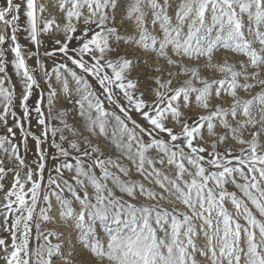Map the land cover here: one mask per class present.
<instances>
[{
    "label": "snow or ice",
    "instance_id": "snow-or-ice-1",
    "mask_svg": "<svg viewBox=\"0 0 264 264\" xmlns=\"http://www.w3.org/2000/svg\"><path fill=\"white\" fill-rule=\"evenodd\" d=\"M57 7L0 0V264H264V0Z\"/></svg>",
    "mask_w": 264,
    "mask_h": 264
},
{
    "label": "rangeland",
    "instance_id": "rangeland-1",
    "mask_svg": "<svg viewBox=\"0 0 264 264\" xmlns=\"http://www.w3.org/2000/svg\"><path fill=\"white\" fill-rule=\"evenodd\" d=\"M40 2L45 4V6L48 8L49 12H51L54 15L57 14V12H58V7H57L58 0H40ZM24 36H25V34H23V33L19 34V39H20L21 44L26 45L29 48H31V46L28 45V42L26 41ZM125 50L127 51L129 58L135 59L136 62L142 68L143 67L142 61L144 59V54L141 51H138L134 48L133 49H127L126 48ZM28 62L30 64V66H32L34 69L36 68L34 59H30ZM9 71L11 72V69H9ZM13 82L16 83V85H17V95L19 96L20 89H22V84L19 82V79L17 77H15L14 75H13ZM96 87H97V90L99 91L98 86H96ZM142 87H143V85H142ZM34 98H35V92H34ZM57 106L61 107V108H65L67 111H69L71 116H73V117L75 116V112L72 109L71 105H67L65 103V104H58ZM20 111H21V109L17 108V112L19 113ZM133 118L137 119L138 121H140V119H141L135 113H133ZM70 123H71V120H70ZM33 130L36 131L37 134H39V130L35 127L34 123H33ZM19 136H20V133L17 130V139H19ZM97 143L102 148V150L105 151L106 154H108V155L112 154L111 152H109L107 147H105V142L97 141ZM237 147H239V146L237 145ZM29 149H30V151H29V155H28V160L30 161V160L34 159V153H35L34 144L31 141L29 142ZM49 151H50V153H54L55 149H49ZM53 163H54L53 161H49V166L46 169V176H47V173L49 171H51ZM8 179L10 180L11 177H9ZM228 187H229V190H235L234 187H232L231 185H229ZM0 195H2V193H0ZM227 207H228L229 211H234V209L230 205H227ZM46 226L50 229H54L58 232H62L63 235L67 238L64 240V244L66 245V247L63 250V255L58 257L56 260H54V264H61V261L64 259H71V260L75 261L76 264H86V261L90 260V256L87 253V251L84 250L79 245L75 246L72 256L68 255L69 251L72 250L71 245H69V239H72L73 244H75V240H74V238L71 237L70 232L63 226L62 223H57L55 225L49 224ZM34 237H35V230H34ZM34 237H33V241H32L33 246L37 243Z\"/></svg>",
    "mask_w": 264,
    "mask_h": 264
}]
</instances>
